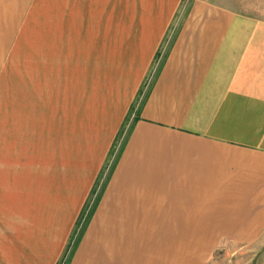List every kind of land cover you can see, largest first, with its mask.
<instances>
[{"label":"crops","instance_id":"1","mask_svg":"<svg viewBox=\"0 0 264 264\" xmlns=\"http://www.w3.org/2000/svg\"><path fill=\"white\" fill-rule=\"evenodd\" d=\"M263 7L0 0V264H212L258 246ZM72 73H121L128 91L117 109L91 93L51 159Z\"/></svg>","mask_w":264,"mask_h":264},{"label":"rangeland","instance_id":"2","mask_svg":"<svg viewBox=\"0 0 264 264\" xmlns=\"http://www.w3.org/2000/svg\"><path fill=\"white\" fill-rule=\"evenodd\" d=\"M264 8V7H263ZM264 11V10H263ZM122 76L121 73H114V74H105V73H77V74H68V87H67V94L66 100H64L65 104H61L60 106H52V120H51V143L50 144V154L51 159H53V154L55 149L57 150V136H53L54 130L58 128H66L68 130L71 127V114L80 109L82 106L85 109L86 102L90 99L91 93L94 95H98L100 107L104 109L105 106H101L102 103H106L108 100L111 105L110 108H118L119 102H123L125 97L123 96L125 92L128 90L123 88L122 85ZM72 80V82L70 81ZM109 80V82L103 81ZM151 77H149L146 81L143 82L141 92L146 91L149 85L151 84ZM130 91V90H129ZM139 96L137 97V99ZM108 99V100H106ZM115 103V104H114ZM139 108L137 104V100L131 106V112L136 113ZM84 112V111H83ZM131 112L129 114H131ZM8 116V115H4ZM129 117L131 115H128ZM56 117V119H55ZM61 117H66V122L61 120ZM70 119V120H69ZM85 123V120L83 121ZM63 126V127H62ZM128 124L126 123L118 133V139L116 140V144H114V152H118L123 143L125 138L128 134ZM46 140V137H41L40 139L35 138L34 142L36 145L35 157L38 159L42 155V148L43 146L39 144V140ZM46 143V141H45ZM47 149V146H45ZM38 151V152H37ZM57 154V153H56ZM112 158L110 159V161ZM40 171V170H35ZM1 187V186H0ZM4 251V250H0ZM67 256V255H66ZM61 264H65L62 261ZM212 264H264V235L258 246L253 247L249 250H243L238 252L234 256L226 255L225 253H219Z\"/></svg>","mask_w":264,"mask_h":264}]
</instances>
